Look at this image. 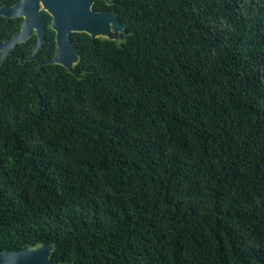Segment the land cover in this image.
<instances>
[{"label": "trees", "instance_id": "trees-1", "mask_svg": "<svg viewBox=\"0 0 264 264\" xmlns=\"http://www.w3.org/2000/svg\"><path fill=\"white\" fill-rule=\"evenodd\" d=\"M113 2L126 33H74L80 76L54 31L0 63V252L264 264V0Z\"/></svg>", "mask_w": 264, "mask_h": 264}, {"label": "water", "instance_id": "water-1", "mask_svg": "<svg viewBox=\"0 0 264 264\" xmlns=\"http://www.w3.org/2000/svg\"><path fill=\"white\" fill-rule=\"evenodd\" d=\"M45 2L46 9L52 14V27L56 31L57 50L56 56L46 63L60 64L71 73L78 76L76 65L81 57L72 43L74 32H84L93 39L108 38L122 40L126 33V24L119 20V14L114 12H98L94 10L97 0H41ZM109 4L111 0H106ZM40 0H23L14 7L0 8V16L17 17L25 16L22 31L12 39L0 41V63L8 58L14 48L32 35L35 28L39 30L40 41L34 53L27 59H35L39 50L44 46L43 18L40 14ZM24 61V59H23ZM56 246L43 243L37 246L26 245L21 250H5L0 252V264H68L55 262L52 258Z\"/></svg>", "mask_w": 264, "mask_h": 264}, {"label": "flooded vegetation", "instance_id": "flooded-vegetation-1", "mask_svg": "<svg viewBox=\"0 0 264 264\" xmlns=\"http://www.w3.org/2000/svg\"><path fill=\"white\" fill-rule=\"evenodd\" d=\"M23 0H6L4 1V4L0 7V8H3V7H14L15 5H18L22 2ZM100 1H105V3L108 5V6H112L113 5V0L111 4H109L106 0H97L94 4V10L98 11V12H114L116 11L115 9H104L102 8L101 4H99ZM40 4V14L42 15V18H43V24L45 26V29H44V38H45V41L44 43L47 41V36L48 34L51 32V31H54L55 32V42H56V38H57V34H56V31L54 30V28L52 27V22H53V16L52 14L46 9V6H45V2L44 1H41L39 2ZM117 12V11H116ZM118 13V12H117ZM7 21H12V20H15L17 21V23L19 24V29L14 33V35L8 39H5L4 41H1V42H5L7 40H10L12 39L16 34H18L20 31H22V27H23V22L25 20V16H17V17H8V16H3ZM74 33H82V32H74ZM73 33V34H74ZM72 34V35H73ZM33 42V47H32V54L29 56L31 57L34 53V50H35V47L38 45L39 41H40V33H39V30L37 28H35L32 32V35L28 38L27 41L23 42V43H26V42ZM21 44V43H20ZM19 45V44H18ZM17 45V46H18ZM16 46V47H17ZM15 47V48H16ZM14 48V49H15ZM56 50H57V42H56V49H55V55L54 57L56 56ZM40 51V50H39ZM39 53V52H38ZM28 57V58H29ZM53 57V58H54ZM24 58V57H23ZM25 59V58H24Z\"/></svg>", "mask_w": 264, "mask_h": 264}]
</instances>
